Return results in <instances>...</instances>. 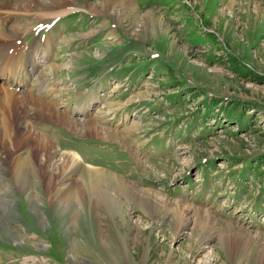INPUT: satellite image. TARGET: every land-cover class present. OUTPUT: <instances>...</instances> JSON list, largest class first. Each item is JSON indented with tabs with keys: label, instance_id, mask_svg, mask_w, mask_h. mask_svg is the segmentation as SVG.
Here are the masks:
<instances>
[{
	"label": "rangeland",
	"instance_id": "rangeland-1",
	"mask_svg": "<svg viewBox=\"0 0 264 264\" xmlns=\"http://www.w3.org/2000/svg\"><path fill=\"white\" fill-rule=\"evenodd\" d=\"M132 1L137 10L124 21L123 10H100L98 0H75L79 9L57 17L48 30L33 16L15 20L24 32L23 49L36 37L42 38L38 43L53 40L52 54L45 53L46 62L40 57L41 70L36 79L31 71L30 76L48 84L35 89L36 96L53 98L51 105L66 114L56 121L23 106L21 123L35 143L43 137L54 142L58 158L78 155L89 167L121 175L154 201L166 198L207 213L222 231L233 226L236 237L252 241L249 249L264 248V0ZM43 48L36 54L42 56ZM119 63L133 77L117 87L122 91L109 90L105 105L88 118L70 117L67 103H77L81 85ZM25 89L18 88L21 98ZM91 120L96 131L83 129ZM70 135L86 142L71 143ZM20 179L0 174V220L11 230L0 225V264H202L212 248V264H254L229 256L217 238L204 239L199 230L193 235L188 227L178 232L170 217L149 216L125 198L129 226L117 218L119 232L114 231L101 211L100 238L89 231L88 214L71 221L61 207L38 197L40 186ZM79 207L71 204L69 210Z\"/></svg>",
	"mask_w": 264,
	"mask_h": 264
},
{
	"label": "bare ground",
	"instance_id": "bare-ground-1",
	"mask_svg": "<svg viewBox=\"0 0 264 264\" xmlns=\"http://www.w3.org/2000/svg\"><path fill=\"white\" fill-rule=\"evenodd\" d=\"M98 1H100L101 5L100 10L111 9L113 12L120 9L123 10V17L121 18L123 21L131 15L132 10H137L132 0ZM63 6L65 10L61 11ZM77 9L79 8L75 0H0V174L11 173L18 180L21 177L18 182L24 183L23 185L40 186L42 197H40L41 195H38V197L51 207H61L62 212L64 214L67 213L73 222L78 223L80 221L78 215L85 212L88 214L85 220L89 222L87 226L89 231H94L93 235L100 238L105 237L100 232L101 211L107 214V219L112 224L114 231L119 232L114 222L117 218H120L129 226L130 221L124 215V206L122 204L123 198H125L127 204L130 205L129 207L139 206L149 216L153 217L156 215L158 219L159 215H164V219L170 217V221L178 232H183L187 227L192 233L199 230L204 239L213 240L217 238L229 256L236 259L252 260L254 264H264V248L257 249L256 247L254 250L249 249V244L252 241L239 236L236 237L231 232L233 226H229L228 230L222 231L215 225L212 226L210 224L212 218L207 213L203 214L200 210L192 209L191 207H181L179 204L173 203L166 198L154 201L151 199L149 192L141 191L121 175L107 169L102 170L89 167L81 162V158L78 155L64 152L62 157L58 158L54 142L45 140V137H43V139H36L35 143L32 134L24 128L20 117L29 107H31L32 112L36 116L56 121H64L63 119L66 118V114L51 105V102L54 101L53 98L50 97L51 99L49 100H42L40 99L41 97L38 98L36 96L37 92L34 93L35 89L43 91L45 87L43 88L42 85L48 86V84L42 83L44 79L40 80V84H38L30 76L29 68L32 67L35 70L36 65L41 70V63L44 62L36 59L35 55L37 52V41L40 39L36 37L35 41L30 43L29 50L25 52L22 39L19 38L24 32L21 31V26L17 25L15 20L22 15L33 16L38 21L40 20L39 22L42 26L44 24L49 25L52 19L67 14L68 11ZM255 9L260 10L258 7H255ZM96 10H99V8H96ZM149 21L154 23L151 20ZM133 22H135V19ZM136 23L138 22L136 21ZM34 28L31 25L27 30L29 32ZM28 32L26 33L28 34ZM50 39L45 40L46 44L43 43V49L45 53L49 52L52 54L53 43ZM34 58L36 63H33ZM26 60H29L30 65L26 63ZM19 64L23 65V67H20ZM24 73L26 74L28 83L27 95L21 98L22 96H19L20 92H18V88L21 85L19 84V78L25 79ZM51 90H47V92L53 93ZM23 106L27 107V109ZM75 121L69 120L68 125L76 124L79 129L81 127L80 122L78 120ZM83 127V129H87L88 131L95 130L94 120L85 122ZM43 157L45 158V162L41 159ZM74 174L81 176L79 177L80 181L72 178ZM21 187L24 186L21 185ZM35 193L33 192V194ZM0 194L2 195V193ZM6 201L10 203V201ZM31 202L36 206L38 201L35 199L31 200ZM71 204H78V207L81 206V208L79 207L80 210H76L75 212L69 210ZM2 205L0 204V208ZM4 208L11 210L15 206L4 204ZM171 215L173 216V220L171 219ZM0 225L1 228L5 229V232H11L9 228L4 227L5 225L2 226L1 220ZM205 232L207 235H205ZM219 233L220 235L218 236ZM237 238L241 241L236 242ZM106 241L110 243L108 239ZM210 250L212 257L215 259L217 255L216 251L214 248ZM211 258L209 255V257L204 259L202 264H212L213 260Z\"/></svg>",
	"mask_w": 264,
	"mask_h": 264
},
{
	"label": "crops",
	"instance_id": "crops-1",
	"mask_svg": "<svg viewBox=\"0 0 264 264\" xmlns=\"http://www.w3.org/2000/svg\"><path fill=\"white\" fill-rule=\"evenodd\" d=\"M118 66V70L114 72L115 76L116 77H119V78H122V77H125V76H128L129 73L122 70L121 69V65L120 63L117 64ZM106 71V70H105ZM105 71H100L99 73L97 74H94L95 76H93V78L89 79V80H86L85 83L81 86H85V87H88V88H92V90H95L96 87L98 86L99 82L101 81L102 78H104V73Z\"/></svg>",
	"mask_w": 264,
	"mask_h": 264
}]
</instances>
